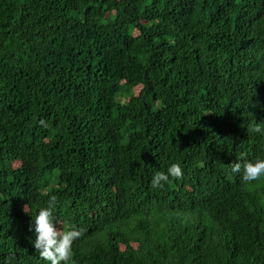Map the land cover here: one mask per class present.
Returning a JSON list of instances; mask_svg holds the SVG:
<instances>
[{"label":"trees","instance_id":"1","mask_svg":"<svg viewBox=\"0 0 264 264\" xmlns=\"http://www.w3.org/2000/svg\"><path fill=\"white\" fill-rule=\"evenodd\" d=\"M257 157L264 0H0V264L51 196L74 264H264Z\"/></svg>","mask_w":264,"mask_h":264},{"label":"clouds","instance_id":"2","mask_svg":"<svg viewBox=\"0 0 264 264\" xmlns=\"http://www.w3.org/2000/svg\"><path fill=\"white\" fill-rule=\"evenodd\" d=\"M43 123V121H41ZM260 131L259 128L256 129ZM242 170V171H241ZM232 172L240 173L243 182H252L264 176V157L249 160L243 165L238 161L232 163ZM183 170L178 163H173L167 172H158L153 177L155 186H162L169 177L181 178ZM56 198L49 197L46 206L40 207L38 213L32 216L30 231L35 235L31 241L40 258L47 264H74L73 242L82 235V229L75 226L65 229L64 225L54 215ZM25 211L27 208L25 207Z\"/></svg>","mask_w":264,"mask_h":264},{"label":"rangeland","instance_id":"3","mask_svg":"<svg viewBox=\"0 0 264 264\" xmlns=\"http://www.w3.org/2000/svg\"><path fill=\"white\" fill-rule=\"evenodd\" d=\"M141 87H137L136 89H134V94L138 95V93L140 92Z\"/></svg>","mask_w":264,"mask_h":264}]
</instances>
